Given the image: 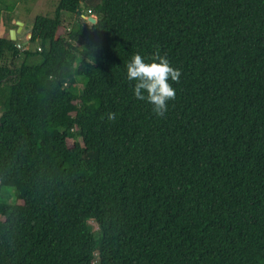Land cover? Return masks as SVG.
I'll return each instance as SVG.
<instances>
[{
  "label": "trees",
  "instance_id": "trees-1",
  "mask_svg": "<svg viewBox=\"0 0 264 264\" xmlns=\"http://www.w3.org/2000/svg\"><path fill=\"white\" fill-rule=\"evenodd\" d=\"M30 34L0 37V264H264V0H60ZM157 49L163 117L126 72Z\"/></svg>",
  "mask_w": 264,
  "mask_h": 264
},
{
  "label": "clouds",
  "instance_id": "clouds-1",
  "mask_svg": "<svg viewBox=\"0 0 264 264\" xmlns=\"http://www.w3.org/2000/svg\"><path fill=\"white\" fill-rule=\"evenodd\" d=\"M126 72L127 80L135 81V98L146 100L152 105L153 113L157 117H163L168 111V102L176 97V90L169 81L179 83L181 71L173 68L169 60L157 49L147 61L139 53L132 55L126 64ZM106 115L109 121L116 120V113L108 112Z\"/></svg>",
  "mask_w": 264,
  "mask_h": 264
},
{
  "label": "rangeland",
  "instance_id": "rangeland-1",
  "mask_svg": "<svg viewBox=\"0 0 264 264\" xmlns=\"http://www.w3.org/2000/svg\"><path fill=\"white\" fill-rule=\"evenodd\" d=\"M60 0H0V9L3 13V22L0 25V37L3 35L8 36L11 30H17L19 28L18 23L22 22L24 26L20 27V33H18V40H22V46H25L23 42H27L29 45L30 31L37 17H49L52 18L55 15L57 5ZM11 13V15H10ZM11 16V19H10ZM65 26L69 28L76 19L75 15L65 16ZM15 21V22H13ZM13 23V24H12ZM15 25L17 27H15ZM27 45V47H28ZM35 45H31V48H35ZM23 59L15 60V66H19ZM11 55L5 56L3 60H0V64H7L11 66ZM13 64V63H12ZM83 87L80 86V90ZM72 144V142H70ZM0 194L7 200L14 199V191L9 189H1Z\"/></svg>",
  "mask_w": 264,
  "mask_h": 264
},
{
  "label": "water",
  "instance_id": "water-1",
  "mask_svg": "<svg viewBox=\"0 0 264 264\" xmlns=\"http://www.w3.org/2000/svg\"><path fill=\"white\" fill-rule=\"evenodd\" d=\"M85 18L92 24H95L97 22V19L92 17V16H90V17L85 16ZM18 25H19V28L17 30H11V32H10V39L12 41L17 40V35H18V33H20V30H21L20 27L24 26V24L22 22H19ZM31 37H32V35L30 34V38Z\"/></svg>",
  "mask_w": 264,
  "mask_h": 264
},
{
  "label": "crops",
  "instance_id": "crops-1",
  "mask_svg": "<svg viewBox=\"0 0 264 264\" xmlns=\"http://www.w3.org/2000/svg\"><path fill=\"white\" fill-rule=\"evenodd\" d=\"M13 22H15V21H13ZM13 24V23H12ZM30 35V34H29ZM17 39H18V36H17ZM19 41V40H18ZM19 43H22V40L21 41H19ZM24 44H26L27 45V42H23Z\"/></svg>",
  "mask_w": 264,
  "mask_h": 264
},
{
  "label": "built area",
  "instance_id": "built-area-1",
  "mask_svg": "<svg viewBox=\"0 0 264 264\" xmlns=\"http://www.w3.org/2000/svg\"><path fill=\"white\" fill-rule=\"evenodd\" d=\"M92 17L96 18L95 16L92 15Z\"/></svg>",
  "mask_w": 264,
  "mask_h": 264
}]
</instances>
